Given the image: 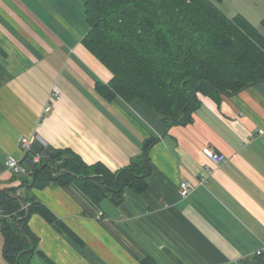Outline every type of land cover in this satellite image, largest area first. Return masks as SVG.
I'll use <instances>...</instances> for the list:
<instances>
[{"label":"crops","instance_id":"1","mask_svg":"<svg viewBox=\"0 0 264 264\" xmlns=\"http://www.w3.org/2000/svg\"><path fill=\"white\" fill-rule=\"evenodd\" d=\"M230 1L214 2L228 17L248 18L251 10ZM84 4L0 0V189L29 177L13 173L6 160L23 161L22 140L32 136L111 170L141 162L144 141L157 138L148 188L127 187L119 203L105 198L99 205L74 187L33 188L68 231L34 213L29 226L39 252L31 264H143L146 255L159 264H264V81L229 95L198 94L193 119L168 127L141 100L97 90L112 73L83 44ZM256 7L264 9L263 2ZM55 87L60 98L46 113ZM204 147L225 160L214 164ZM207 168V183L197 184ZM185 179L196 188L182 199ZM3 246L0 225V264H9Z\"/></svg>","mask_w":264,"mask_h":264},{"label":"trees","instance_id":"2","mask_svg":"<svg viewBox=\"0 0 264 264\" xmlns=\"http://www.w3.org/2000/svg\"><path fill=\"white\" fill-rule=\"evenodd\" d=\"M84 9L89 30L83 44L112 73L108 83L97 82V90L108 98L141 100L168 127L193 119L198 94L229 95L264 81V34L241 15L228 17L213 0H85ZM156 141L146 139L142 161L118 170L87 164L71 150L36 141L33 152L43 154L41 161L33 165L32 155H26L22 162L33 170L30 176L0 191L8 263L31 264L39 252L38 237L29 226L34 213L57 230L68 231L35 198L33 188L74 187L90 204L99 205L105 198L119 203L127 187L137 193L148 188L149 152ZM21 187L23 193L17 194ZM141 261L159 264L149 255Z\"/></svg>","mask_w":264,"mask_h":264},{"label":"built area","instance_id":"3","mask_svg":"<svg viewBox=\"0 0 264 264\" xmlns=\"http://www.w3.org/2000/svg\"><path fill=\"white\" fill-rule=\"evenodd\" d=\"M58 98H60V90L55 87L53 89V92L51 93L50 96V100L47 103L46 107H45V112L48 113L51 111L52 109V102L54 100H57ZM261 131V130H259ZM38 139L36 138V136H32L31 138H23L22 140V145L23 148L25 150V153L31 154L32 155V164L35 165L37 163H39L41 161L42 158V153L41 152H33V145L34 143L37 141ZM44 144V143H42ZM45 145V144H44ZM205 155L214 163V164H220L225 160V155L215 152L213 149L209 148V147H204L203 149ZM6 165L7 168L9 170H11L13 173L15 174H27L30 176V174L32 173V169H29L28 166H26V164H24L22 161H20L19 159H17L16 157L9 155L7 157L6 160ZM212 172V170H209L207 168V173L206 174H202L198 181L197 184H202L205 185L208 181V175ZM196 188V184L194 182H192L191 180L185 179L182 180L180 183V187H179V194L180 197L182 199L187 198L190 194H192V192L194 191V189ZM27 205H25L26 207Z\"/></svg>","mask_w":264,"mask_h":264},{"label":"rangeland","instance_id":"4","mask_svg":"<svg viewBox=\"0 0 264 264\" xmlns=\"http://www.w3.org/2000/svg\"><path fill=\"white\" fill-rule=\"evenodd\" d=\"M214 1H216V0H214ZM253 1L254 2H251L249 0H237V7H238V5L241 6V8H238V9H243L244 11L251 10V12H248L249 13L248 18L243 16V15H241V16H243L247 19H250L251 21L250 20L249 21L253 25H255V27L260 29V31L264 34V27L261 24L262 19L264 18V9L256 7V5H260L261 2H263V4H264V0H253ZM230 2H231L230 0H224L223 5L229 6ZM251 13H255V14H251ZM236 16H237V14H236ZM253 21H255V23Z\"/></svg>","mask_w":264,"mask_h":264},{"label":"water","instance_id":"5","mask_svg":"<svg viewBox=\"0 0 264 264\" xmlns=\"http://www.w3.org/2000/svg\"><path fill=\"white\" fill-rule=\"evenodd\" d=\"M0 191H6V189H0Z\"/></svg>","mask_w":264,"mask_h":264}]
</instances>
